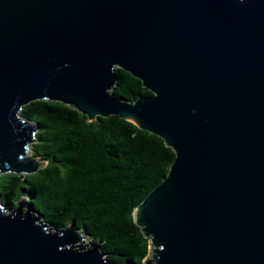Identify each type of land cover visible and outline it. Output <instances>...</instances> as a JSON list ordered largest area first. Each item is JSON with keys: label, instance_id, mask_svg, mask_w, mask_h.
Returning <instances> with one entry per match:
<instances>
[{"label": "water", "instance_id": "95a60500", "mask_svg": "<svg viewBox=\"0 0 264 264\" xmlns=\"http://www.w3.org/2000/svg\"><path fill=\"white\" fill-rule=\"evenodd\" d=\"M117 69L152 94H111ZM42 100L175 153L134 210L144 264H264V0H0V176L44 168L21 114ZM14 205L0 195V264H111L101 242Z\"/></svg>", "mask_w": 264, "mask_h": 264}, {"label": "trees", "instance_id": "16d2710c", "mask_svg": "<svg viewBox=\"0 0 264 264\" xmlns=\"http://www.w3.org/2000/svg\"><path fill=\"white\" fill-rule=\"evenodd\" d=\"M111 94L134 102L152 93L117 69ZM21 114L37 125L31 154L45 166L27 177L1 175V200L14 205L25 198L45 222L72 225L101 242L111 264H144L151 242L134 222V210L168 175L173 150L118 116L89 121L60 102L35 101Z\"/></svg>", "mask_w": 264, "mask_h": 264}, {"label": "rangeland", "instance_id": "374dc122", "mask_svg": "<svg viewBox=\"0 0 264 264\" xmlns=\"http://www.w3.org/2000/svg\"><path fill=\"white\" fill-rule=\"evenodd\" d=\"M29 156H32L31 152H30ZM86 243H89V240H87Z\"/></svg>", "mask_w": 264, "mask_h": 264}]
</instances>
